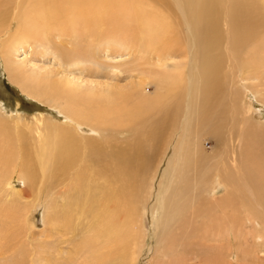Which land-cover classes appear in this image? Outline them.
<instances>
[{
    "label": "bare ground",
    "instance_id": "6f19581e",
    "mask_svg": "<svg viewBox=\"0 0 264 264\" xmlns=\"http://www.w3.org/2000/svg\"><path fill=\"white\" fill-rule=\"evenodd\" d=\"M240 6H246L249 9L252 7V10L256 8L257 13L250 17L248 12L241 11ZM221 8L228 10L224 28L221 27L217 18V10L221 12ZM16 20L19 22L18 27L12 30L13 22ZM53 33L58 34L56 37L60 39V46L64 48L69 46V42L63 39L72 38L77 40L80 46L89 47L96 43L106 46L99 49L100 53L127 52L129 56L135 58L134 64L136 63L129 71H141V82L138 85L132 84L124 93L116 89L108 91L92 89L88 91L87 89L83 92L69 81H53L51 78L42 80L44 83L36 81L31 91L24 88V91L36 99L48 96L55 102L62 103L68 115V123L65 126L46 127V131H51L48 135L40 131L39 124L35 129L27 127L36 135L33 137L34 140L38 139L37 142L35 141L37 146L35 156L38 157L40 164L42 162H46L47 165L54 164L48 176L43 178L49 186L51 185V187L48 186L49 190L62 185L64 186L62 188H66L60 196L49 201L45 213V226H50V233L57 235L62 231L60 229L71 226L73 215L80 220L84 212L92 213L98 218L109 211L110 214L115 212L118 216H123L122 226L114 220L109 223L111 226L115 223L119 226L117 234L120 235L119 231L123 229L125 237L124 235L121 237L127 242H130L133 236L135 240H138L135 237L137 231H133V228H139L141 218L139 215L141 212L137 213L140 203L136 196L138 187L135 183L131 188L122 186L116 192L113 188L115 178L121 182L130 179L124 167L129 168L132 164L147 162L148 152L157 157L165 149L164 145L167 146L169 139L172 142L177 141L175 146L178 153L172 165L180 168L178 172L182 170L184 153L193 152V145L194 150L199 148L200 142L195 140L197 126L205 123L209 108L207 106L223 100L217 96V91L220 86L222 87L219 81L222 76V66L216 51L224 36L234 39L230 42L227 38V49L230 51L233 49L236 53L243 50L247 52V58L240 61L237 71L239 73L244 71L247 79L258 80V84L253 87L255 89L253 92L256 98L262 97L258 100L264 104V92L261 89L264 87V0H0V48L3 45L13 47L20 43L23 45L29 39L45 41ZM83 50L84 48L81 47H73L70 50L72 52H62V58L72 56L75 60L81 59ZM174 57H178L183 62L176 65L177 70L167 69L168 60L172 61ZM95 59L97 60V56L93 54L92 60ZM4 60L12 81L18 83L13 75L14 69L8 60ZM159 64L164 65L159 67ZM187 65H189L188 72H186ZM148 66L152 69H143ZM155 68L161 70L158 75L163 76V80L160 82ZM150 76L157 81L159 90L152 97L146 96ZM162 85L164 91H161ZM171 92H175L174 101L162 100L164 93L169 95ZM230 97L233 98L230 101L231 109L223 106L221 111V114L228 111L233 115L229 120L222 119V125L224 128L227 127V136L221 127L217 131L211 125L209 128L215 135L222 138L221 147L219 146L222 157L220 163L214 165L217 168L210 176L212 181L209 184L203 183L198 188L195 204L202 207L204 203H200L199 200L204 193L207 190L215 193L220 187L218 179L224 178L225 183L231 186L234 192H246L243 196L246 207H241V210L246 213V222L256 229L260 218H254L250 211L257 207L264 216L262 202L264 199V128L252 123L249 112L247 111L246 114L245 106L242 108L245 109L244 113L238 110L241 108L237 101H240L241 97H237L233 91ZM167 109H171V112L167 116H162L161 113ZM143 118L145 120L158 118L155 128L147 134L142 129H149L150 121L148 120L147 123L144 121L145 124H142L140 122ZM193 119H199V123L191 129ZM19 124L20 122L16 123L13 135L12 133L3 134L0 130V184L2 185L10 169L16 168V156H19L16 144L25 143L28 139L25 133H19ZM84 126L94 127L97 131L91 130L97 135L80 136L79 130ZM126 126H134L135 137L131 144L124 148L119 145L121 142L115 137L116 134H121L117 129ZM169 135H174L175 138ZM188 142L192 145L189 146ZM116 144L120 146L118 149L115 147ZM24 159L27 160L28 155H25ZM77 159L83 162V165L75 163ZM225 164L227 166L222 168ZM41 171L44 176L46 170ZM175 173L176 170L172 177H175ZM20 174V179L32 182V188H30L33 190L36 184L31 180L33 178H30L26 165L25 168L20 167ZM180 176L182 177V171L179 180ZM200 181H202L201 178ZM187 187L184 184L183 186L175 184L172 191L165 193V201H170L169 209L174 217L180 214L186 205L191 208L189 203L192 198L189 201L178 200ZM0 194L7 197L2 189ZM14 194L18 197L6 198V202L0 204V217L16 218L19 214L21 218L20 229L17 226V231H11L10 235L9 230H4V233L0 234V252L4 253L8 251L14 240L19 237L25 238L24 232L30 230L27 227L29 217L27 214L31 209L28 211L27 207L20 208L22 206L20 194ZM234 196L233 194L231 199L230 194L229 198L221 199L215 207H221L225 212L231 204L234 205ZM15 197L17 201L13 203ZM247 199L248 202H245ZM101 200L104 201L103 206H100ZM14 206L19 207V212ZM28 207L32 208L33 205ZM114 218L115 216L112 215L111 219ZM180 222L185 224L183 215ZM105 223L99 221L102 230ZM167 224L158 218L154 225L158 226V233H162ZM262 224L264 227V223ZM235 226L240 228L239 225ZM226 227L229 229L227 239L230 241L232 229L229 225ZM241 231L243 230L237 231L239 236ZM250 231L253 233L254 228ZM251 232L247 234L250 235ZM215 237L218 240L222 239L217 234ZM143 240H145L144 232ZM160 242L167 243L166 236H163ZM139 243L142 247L143 243ZM39 246L33 249L39 251ZM35 255L46 262V256L42 257L41 252L39 254L35 252ZM68 258L75 260V257L70 254ZM22 259H19V264ZM50 259L48 258L47 262Z\"/></svg>",
    "mask_w": 264,
    "mask_h": 264
},
{
    "label": "rangeland",
    "instance_id": "374dc122",
    "mask_svg": "<svg viewBox=\"0 0 264 264\" xmlns=\"http://www.w3.org/2000/svg\"><path fill=\"white\" fill-rule=\"evenodd\" d=\"M240 8L241 11L248 12L250 17L257 13L255 11L256 8L253 10L252 7L249 9L246 6H240ZM221 9V12L217 10V18L221 27L224 28L225 16L228 10L225 8ZM242 19L244 20V18ZM18 24V20L14 21L12 30L17 29ZM56 36L58 34L53 33L45 41L29 39L26 44L22 45L20 43L14 45L15 48L10 45H3L0 48V126L2 127H0V130L3 134L12 133L13 135L16 123L20 122L18 131L19 133H25L24 135L28 138L25 140V143L16 144V151L19 152V156L15 154L17 157L16 164L14 163L16 168H11L12 172L8 173L7 171L8 175L5 177L3 185L2 183L0 184L2 185L0 193L2 189L3 193L7 194V197L0 194V204L5 203L6 198L10 199L16 196L14 193H18L22 199L20 200V205H22L20 208L27 207L28 211L31 209L27 214L29 216L27 219L29 232H24L25 238L19 237L14 240L15 242L11 243L7 252H0V264H19L20 258H23L20 260L21 264H264V227L262 224L264 223V216L256 207L250 212L254 218H260L258 221L259 226H256L255 229L252 224L250 225L249 222H246V213L241 210V207H246L243 200L246 192H234V189L225 183L224 178H219V189L215 193H211L212 190H207L204 193V196L199 200L200 203H204L202 207L195 204L198 188L203 183L209 184L212 181L210 176L217 168L214 165L219 164L222 157V152H219L221 147L220 140L222 138L215 135L209 128L211 125L217 131L221 127L223 133L227 136V127L224 128L222 125V119L227 118L229 120L233 115L232 112L228 111L221 114V111L223 106L231 109L232 102L230 101L233 99L230 97L231 91L237 97H241V100L237 101L241 108H238V110L243 112V110L247 109L246 114L248 111L252 123L264 128V104L258 100L262 99V97L256 98L253 92L255 90L253 87L255 84H258V80L247 79L244 71L242 73L237 71L240 61L242 62L247 58L248 54L244 50L236 53L233 49L231 51L227 49V38H229L230 42L234 40L233 37L229 36L223 37L222 43L216 51L220 56L222 66V76L219 79L222 87L220 86V89L217 91V96H220L224 101L221 100L216 104L207 106L209 108L207 110V118L204 120L205 123L199 125V119H193L190 128H195L198 124L195 140L199 141L200 145L199 148H196L197 151L194 150L193 145L192 154L190 152L184 153L185 157L180 180L178 179L181 172H178L180 168L172 165L178 153L175 146L177 141L172 142L169 141L170 139L168 140L169 145L167 141V146L165 147L164 145L165 149L157 157L148 152L147 162L132 164L129 168L124 167L126 174L132 179L131 181L128 179L121 182V180L118 181L115 178L113 188L116 192L122 186L131 188L135 183V186L138 187L136 196L137 201L140 203L137 213L141 212L139 214L141 218L139 228H133V231H137L135 237L138 240H135L133 236L132 240L127 242L121 237L124 235L123 229L119 231L120 235L117 234L119 226L115 222H118L122 226L123 216H118L115 212L110 214L109 211L98 218L89 212H84L80 220L77 219L76 215H73L71 226L60 229L62 231L57 235L50 233L51 227L45 226L46 207L50 200L60 196L66 188H62L64 187L62 185L49 190V183H46L43 178L48 176L54 164L47 165L46 162L40 164L38 157L35 156V151L37 150L35 141L37 142L38 139L34 140L33 137H36V135L32 133V130H28L27 127L30 126L32 129H35L36 125L39 124L40 131L48 135L51 131H46L45 128L65 126L68 123V115L64 111L62 103L55 102L48 96L36 99L24 91V88L31 91L36 81L40 82L51 78L53 81H69L78 86L83 92H86L87 89L88 91L90 89L93 91L116 89L120 93H124L130 89L132 84L138 85L141 82V71H129L136 63L134 64L135 58L129 56L127 52L100 53L99 49L106 46H102L100 43L91 44L92 46L89 47L80 46V43L72 38L70 40L63 39V41L69 42V46L64 48L60 46V39ZM1 43L4 42L1 41ZM73 47L84 48L83 52H81L83 58L78 60L73 59L72 56L62 58L61 53L72 52L70 50ZM93 54L97 56V60H92ZM4 59L8 60L10 66L14 69L13 75L18 83L12 81L9 72L6 70L5 66L7 64ZM181 62L183 61L179 60L178 57L172 61L168 60L167 69L177 70L176 65ZM163 65L159 64V67ZM146 68L152 69L149 66L143 69ZM188 70L189 65L186 67V72ZM160 71L155 68L159 82L163 80V76L158 75ZM146 88V96L148 97H152L159 91L157 81L151 76L148 78ZM261 89L264 92V87H261ZM161 91H164L163 85ZM174 95L175 92H171L169 95L164 93L162 100L170 99L172 102V100H175ZM243 107L245 109H242ZM170 112L171 109H167L161 115L167 116ZM141 120L142 122L140 123L145 124L149 119L145 120L143 118ZM144 121L145 123H143ZM149 121V129H142L145 134L155 128L158 118L154 120L150 119ZM6 128L8 129L6 130ZM133 128L134 126H126L117 129L121 132L119 135L116 134L115 137L121 142L119 145L125 148L131 144L130 142L135 137ZM82 129L79 130L80 136L94 137L97 135V133L92 131L96 130L92 126H84ZM260 131L263 132L261 129ZM169 136L175 138L174 135ZM188 144L189 146L192 145L191 142H188ZM119 145H115L116 149L120 147ZM164 151L165 153H163ZM25 155H28L27 160L24 159ZM75 163L83 165V162L78 161V159ZM14 164H12V167H14ZM25 165L28 172H30V178H33L31 180L35 181L36 184L33 190L31 189L32 182H25L20 179V167L25 168ZM226 166L227 164L222 168ZM41 170H46L44 176ZM175 170V177H172ZM200 178L202 181H200ZM51 184L53 185V183ZM175 184L177 186L178 184L179 186H183V184L184 186H188L178 200L186 199L189 201L191 198L192 200L189 203L191 204V208L186 205L185 209L174 217L169 209L170 201H165V193L169 190L172 191ZM230 194L231 199L233 194L235 195L234 205L231 204L225 212L221 207H215V204L219 203L221 199L225 197L226 199L229 198ZM16 197L13 203L17 201ZM245 202H248V199ZM262 202L264 203V199ZM103 204L104 201L101 200L100 206H103ZM28 205H33V207L29 208ZM14 208H18L19 212L18 206H14ZM156 208L157 210L155 211ZM112 215L115 216L114 219H111ZM182 215L184 216V225L180 222ZM158 218L168 223L162 233H158V226L154 225ZM111 220L115 221L114 226L109 225ZM20 221L19 214L16 218L12 216H9L7 219L0 217V234H3L4 230H9V235L11 231H17ZM99 221H103L104 223L106 221L103 230L100 227ZM195 223L196 225H194ZM228 225L232 229L230 230V234L232 235L230 241L227 239L229 229L226 226ZM235 225H239L240 228H237ZM252 227L254 228L253 233L250 231V229H253ZM239 230H243L240 236L237 233ZM143 232L145 240H143ZM247 232H251L250 235ZM216 234L221 236L222 239L218 240L215 237ZM163 236H166L168 241L167 243L163 242L165 244L160 242ZM139 242L143 243L142 247H140ZM37 245H40L38 247L39 251L33 249ZM34 251L38 252V254L41 252L44 258L46 256V262L36 256ZM69 254L75 257L74 261L68 258ZM48 258L51 261L48 260L47 262Z\"/></svg>",
    "mask_w": 264,
    "mask_h": 264
}]
</instances>
